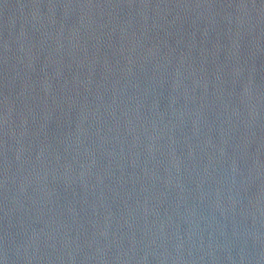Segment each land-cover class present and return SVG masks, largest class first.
Masks as SVG:
<instances>
[{"label":"water","instance_id":"obj_1","mask_svg":"<svg viewBox=\"0 0 264 264\" xmlns=\"http://www.w3.org/2000/svg\"><path fill=\"white\" fill-rule=\"evenodd\" d=\"M0 264H264V0H0Z\"/></svg>","mask_w":264,"mask_h":264}]
</instances>
